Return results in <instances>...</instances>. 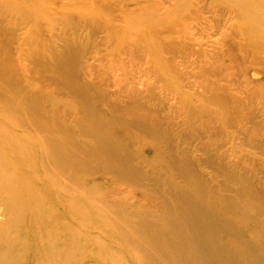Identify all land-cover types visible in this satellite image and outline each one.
I'll return each mask as SVG.
<instances>
[{
	"label": "bare ground",
	"instance_id": "obj_1",
	"mask_svg": "<svg viewBox=\"0 0 264 264\" xmlns=\"http://www.w3.org/2000/svg\"><path fill=\"white\" fill-rule=\"evenodd\" d=\"M132 1L0 0V264H264L261 69L237 47L231 83L184 92L180 38L151 27L193 0ZM203 1L264 46V0Z\"/></svg>",
	"mask_w": 264,
	"mask_h": 264
},
{
	"label": "rangeland",
	"instance_id": "obj_2",
	"mask_svg": "<svg viewBox=\"0 0 264 264\" xmlns=\"http://www.w3.org/2000/svg\"><path fill=\"white\" fill-rule=\"evenodd\" d=\"M130 1H132V0H130ZM149 1H150V3H149ZM149 1H147V3L146 4H144V6H147L148 4V6L150 7V4L152 3V6H153V8H150V9H155V5H157V7L159 6L160 8H161V10L162 9H164L163 8V6L160 4V2L157 0V2H159V4L156 2V1H152V0H149ZM194 1V2H193ZM193 1H191V2H188L187 4H185V5H182V6H177L176 8H174L173 10V12L171 13V14H169V15H165L164 17H162L161 18V20H162V22H161V20H159L158 22H156L154 25L155 26H157V27H155V26H152L151 28H154V30H156L157 31V29H158V27H159V29L158 30H161L160 31V33L159 32H156L160 37H166V39H169V40H173V37H174V39L175 38H180V39H178V44H176V48H175V50L177 51V54H180V55H175V57L176 58H174V62H176V64H177V66H178V68H177V70L179 71L180 69V71H183V72H190L188 75H187V77H186V80H182L183 82L181 83V86H183L184 88H182V90L184 91V92H190V91H192V90H190V89H195V86H196V89L199 91L200 89V91H202L203 90V88L204 87H208V89L210 88V90H213V91H215V90H218V92H220V90L222 89L221 87H219V85H218V82L220 81L219 79L221 78V76L223 77V79H222V81L224 80V79H226L227 78V76H229L231 73V70H232V73H238V72H240V70H241V66L242 67H244L245 66V64L244 63H242V62H240V58H238L239 56H238V48L240 49L241 48V50H243V53L245 54V57H249L248 59H250V58H252V61L254 60L255 61V64L253 63V62H249V64H254L255 66H257V67H259L261 70V73H262V75H263V79L260 81V85H259V87L264 91V57H263V55H264V46L263 47H259V46H256V45H254V44H252L251 45V41L252 40H250L248 37H243V36H240L238 33L240 32V30H241V28H242V26H243V19H242V16H241V14H240V16H241V19H240V17L236 14V13H230V11L229 10H231L232 8H234L235 7V3H225V4H223V7H225L224 9H223V7H221V8H219L218 9V4H215L214 6H213V4H211L210 5V2H204L203 1V3L201 2V0H199V1H197V0H193ZM133 2V1H132ZM157 3V4H155V3ZM196 2V3H195ZM201 3H202V5H201ZM209 5H208V4ZM97 4H99V3H96V5ZM199 4V5H198ZM229 4V5H228ZM234 4V5H233ZM94 6H96L95 4H93ZM100 5V4H99ZM99 5H97V6H99ZM209 6V7H206V6ZM96 6V7H97ZM195 6V7H194ZM204 6H205V8H204ZM217 6V7H216ZM156 7V8H157ZM193 7V8H192ZM201 7V8H200ZM213 7V8H212ZM216 7V8H215ZM197 8V9H196ZM200 8V9H199ZM227 8V9H226ZM181 9H182V11H181ZM199 9V10H198ZM204 9V10H203ZM212 9H214L213 11H212ZM226 9V10H225ZM198 10V12H196ZM201 10V11H200ZM203 10V11H202ZM207 12H206V11ZM211 11V13H210V15H209V12ZM221 11V12H220ZM228 11H229V14H228ZM224 12V13H223ZM161 13V12H160ZM190 13V14H189ZM196 13V14H195ZM198 13V14H197ZM213 13H216V14H213ZM218 13V14H217ZM221 13V14H220ZM195 14V15H194ZM201 16H200V15ZM190 15H192V16H190ZM215 16V17H213V16ZM229 15V16H228ZM231 15V16H230ZM188 17V19H186L187 17ZM198 17V16H200V18H207V19H205V21H206V23H204V22H202V24L199 26L198 25V27H196L197 26V24H198V22H197V24L195 23V20H197L198 18H195L194 19V17ZM206 16V17H205ZM211 16H212V18H211ZM216 16H217V18H216ZM223 16V17H222ZM225 16V17H224ZM228 16V17H227ZM183 17V18H182ZM210 19H209V18ZM230 17H232L231 19H230ZM192 19V22H191V19ZM225 18H227V19H225ZM217 19V20H216ZM218 19H222V21H220V20H218ZM183 22H181V21ZM184 20V21H183ZM185 20H187V21H185ZM225 20V21H224ZM211 21V22H210ZM214 22V24L216 25V27H215V25H214V27L213 26H211L212 24H213V22ZM224 21V22H223ZM226 21H227V23H226ZM229 21V22H228ZM230 21H232L231 23H230ZM187 22V23H186ZM192 24H191V23ZM235 22H236V24H235ZM176 23V24H175ZM204 23V24H203ZM207 23H208V26H207ZM218 23V24H217ZM221 23H223L222 25H221ZM232 23H233V27H232V29H230L231 28V26H232ZM168 24V25H167ZM182 24V25H181ZM188 24H189V29H190V27H191V29H190V32L192 33L193 31H195V27H196V29H198L199 31H195V32H193L192 34H190L191 36H189V37H182V36H179L180 34L177 32L178 30H180L181 29V31L185 28V27H188ZM195 24V25H194ZM206 24V25H205ZM211 24V25H210ZM226 24H228L230 27H229V30L231 31V32H228V33H226L225 32V37H221V38H219V35H217L218 34V31L220 32V29L222 28V26H224V25H226ZM163 25V26H162ZM203 25V26H202ZM205 25V26H204ZM236 25V26H235ZM221 26V27H220ZM227 26V25H226ZM225 26V27H226ZM162 27V28H161ZM192 27L194 28L193 30H192ZM200 27H201V29H200ZM203 27H207V28H204V29H206L207 31H210V33L209 32H207L206 30L204 31V29H203ZM212 27H213V31H211L212 30ZM220 29H219V28ZM156 28V29H155ZM165 28H166V30H165ZM216 28V29H215ZM219 30H218V29ZM211 29V30H210ZM244 29V28H243ZM171 30V31H170ZM175 30V31H174ZM192 30V31H191ZM163 31V32H162ZM173 31H174V33H173ZM201 31V32H200ZM215 31V32H214ZM171 32V33H170ZM206 34H205V33ZM217 32V33H216ZM202 33V34H201ZM207 33H209V34H207ZM236 33V34H235ZM172 34H173V36H172ZM194 34H197V35H194ZM198 34H200V35H198ZM229 34V35H228ZM232 34V35H231ZM171 35V36H170ZM176 35V36H175ZM207 35V36H206ZM214 35H216V36H214ZM195 36H198V37H195ZM202 38H201V37ZM192 37V38H191ZM231 37V38H230ZM237 39H236V38ZM242 37V38H241ZM184 38V39H183ZM195 38V39H194ZM196 38H198L199 40H201V39H204V40H202V42H200L198 39H196ZM216 38H218V39H220V40H223V45H222V41L220 42V40H219V42H218V40H216ZM232 38H235V39H232ZM185 39H186V41H185ZM239 39V40H238ZM243 39V40H242ZM217 41V43L215 42V41ZM234 40H235V42H234ZM238 40V41H237ZM241 40H242V42H241ZM250 40V41H249ZM193 43H191V42ZM206 42V44H205V42ZM214 42V43H213ZM202 43H204V44H202ZM224 43H226V44H224ZM233 43V44H232ZM214 44V45H213ZM240 44V45H239ZM190 45V46H189ZM200 45V46H199ZM232 45V46H231ZM243 45V46H242ZM177 46L179 47V49L177 48ZM193 46V47H192ZM197 48V49H194L195 47ZM199 46V47H198ZM219 46V47H218ZM226 46V47H225ZM250 46V47H249ZM190 47V48H189ZM200 47H202V50L204 49V50H206V51H208V52H210L211 53V55L210 54H208V53H206V55H204V53L202 54L201 53V51L199 50V51H197L198 50V48H200ZM216 47V48H215ZM217 47H218V49H217ZM222 47H223V49H222ZM238 47V48H237ZM221 48V49H220ZM228 48V49H227ZM247 48V49H246ZM252 48V49H251ZM191 49V50H190ZM211 49H212V51H211ZM215 49V50H214ZM244 49H245V51H244ZM230 50V51H229ZM248 50V51H247ZM255 50V51H254ZM175 51V52H176ZM180 51V52H179ZM190 51V52H189ZM192 51H193V53H192ZM214 51V52H213ZM223 51V52H222ZM235 51V52H234ZM254 51V52H253ZM196 54H195V53ZM200 52V53H199ZM182 53V54H181ZM191 53V54H190ZM198 53V54H197ZM227 53H228V55H227ZM232 53H234V54H232ZM184 54V55H183ZM194 54V55H193ZM216 54V55H215ZM183 55V56H182ZM192 55V56H191ZM196 55V56H195ZM202 55V56H201ZM207 55H210L209 57L207 56ZM213 55V56H212ZM218 55V56H217ZM186 56V57H185ZM190 56V57H189ZM204 56V57H203ZM217 56V57H216ZM225 56V57H224ZM228 56V57H227ZM235 56V57H234ZM167 58V57H166ZM164 59L165 61H169L170 59L169 58H167V59ZM183 58V59H182ZM197 58H200V59H197ZM205 59V58H207L206 59V61L205 60H202V59ZM210 58H212V59H210ZM217 58H218V60H217ZM225 60H224V59ZM185 59H186V61H185ZM193 59V60H192ZM240 59V60H239ZM183 60V61H182ZM198 60V61H197ZM180 62V64H179V62ZM189 61V62H188ZM201 62V64H200V62ZM208 61V62H207ZM198 62V63H197ZM202 62H205V64L203 63L202 64ZM211 64H210V63ZM213 62V63H212ZM222 64H221V63ZM240 64H239V63ZM155 63H157V60L155 61ZM182 63V64H181ZM219 63L221 64V66H219ZM188 64V65H187ZM198 64V65H197ZM217 64H218V66H217ZM225 64V65H224ZM147 66V64H144V66ZM184 65V66H183ZM195 65H196V67H195ZM201 65H202V67H201ZM183 66V67H182ZM204 66V67H203ZM224 66V67H223ZM181 67V68H180ZM214 69H213V68ZM221 67V68H220ZM237 67V68H236ZM220 68V69H219ZM183 69V70H182ZM200 69H203V70H200ZM216 69V70H215ZM233 69H236V70H233ZM198 70V71H197ZM219 70V71H218ZM223 70H224V72H223ZM197 71V72H196ZM234 71V72H233ZM178 73H181V72H178ZM197 74L198 73V76H199V78H198V80L197 79H194V77L193 76H195V75H193V74ZM200 73H202V75H203V77L200 75ZM213 73V74H212ZM222 73V74H221ZM225 73V74H224ZM211 74V75H210ZM228 74V75H227ZM148 75V74H147ZM143 76V78L142 77H140L139 78V80H141L142 81V79H143V81L140 83V85H141V87L140 88H144V87H147V85L149 84V83H151V82H153L154 84L155 83H159V81L161 80L160 78H162V76L161 75H159V74H154V73H151V74H149L148 76ZM156 75V76H155ZM152 76V77H151ZM159 76V77H158ZM201 76V77H200ZM145 77V78H144ZM154 77V78H153ZM188 77H190V79L188 78ZM210 77V78H209ZM212 77V78H211ZM215 77H216V79L218 80H216L215 79ZM146 78H150V79H146ZM206 79V80H205ZM214 79V80H213ZM228 79V80H227ZM226 79V81H228L229 83H231V80L232 79H229V78H227ZM149 80V81H148ZM151 80V81H150ZM153 80V81H152ZM190 80V81H189ZM197 82H196V81ZM198 81H199V83L200 84H198ZM209 81V82H208ZM211 81V82H210ZM225 81V82H226ZM170 82V81H169ZM187 82V83H186ZM190 84H189V83ZM263 82V83H262ZM202 83V84H201ZM217 83V84H216ZM262 83V84H261ZM186 84V85H185ZM188 84V85H187ZM204 84L206 85V86H204ZM145 85V86H144ZM235 85V86H234ZM263 85V86H262ZM144 86V87H143ZM233 86V88L235 89L234 90V92L233 93H236L237 94V91L238 92H240V94L242 95V88L244 89V86H237L236 84H233L232 85ZM198 87H200V88H198ZM185 88H187L186 90H185ZM221 88V89H220ZM158 89V90H157ZM168 90V91H167ZM241 90V91H240ZM156 91H158V92H156ZM165 91V92H164ZM155 92H156V99H157V101H166L167 99H168V102L171 100V103H172V100L173 99H176V95H174V93L175 92H171V87L170 88H167V87H163V89H161V88H156V90H155ZM183 92V93H184ZM211 92V91H210ZM215 92H217V91H215ZM158 93V94H157ZM162 93V94H161ZM161 94V95H160ZM168 95L167 97H169V98H165L164 96L165 95ZM170 94H171V98H170ZM181 94V93H180ZM239 94V93H238ZM233 98H235V99H237L238 97H235V96H232ZM262 97V96H261ZM160 98H162V99H160ZM160 99V100H159ZM170 99V100H169ZM155 103L157 104V102L155 101ZM249 106H253V105H244V110H247L248 109V107ZM177 107H178V104H177ZM232 108V107H231ZM177 109V108H176ZM176 109H175V111H176ZM259 112H261V111H259ZM176 113V112H175ZM177 117H178V119L180 118V117H182L183 116V114L181 113L180 114V117L178 116V115H176ZM259 116V118H258V120L259 121H261V122H263L264 121V115L262 116V115H258ZM183 118H184V116H183ZM260 122V123H261ZM249 125V124H248ZM227 129H228V126L226 127ZM245 128H248L246 125H244L243 126V128L242 129H240V130H243L244 131V129ZM260 131V132H262L263 131V128L259 125V127L257 128V129H255L254 131H253V133L255 134V135H257V136H259L258 135V131ZM231 132L233 133V132H236L237 134H238V132H237V129H234V131L233 130H231ZM247 134H250V132H252L251 130H248V131H245ZM241 138H243V139H241V138H238L239 140H240V142L242 143V145L240 146V147H242L245 151H253V152H256L259 156H261V149L260 148H252V146H250L249 144H246V142H245V138H244V136H242V135H240V134H238Z\"/></svg>",
	"mask_w": 264,
	"mask_h": 264
}]
</instances>
